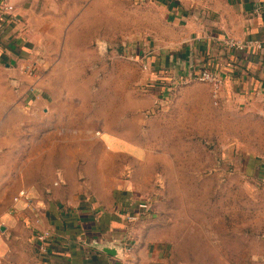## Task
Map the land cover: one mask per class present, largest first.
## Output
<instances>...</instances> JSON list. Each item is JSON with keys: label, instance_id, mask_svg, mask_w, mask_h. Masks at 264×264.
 Here are the masks:
<instances>
[{"label": "rangeland", "instance_id": "1", "mask_svg": "<svg viewBox=\"0 0 264 264\" xmlns=\"http://www.w3.org/2000/svg\"><path fill=\"white\" fill-rule=\"evenodd\" d=\"M34 9L37 73L53 97L44 106L54 114L39 116L43 105L17 98L0 70V214L39 175L32 161L38 149H53L55 166L65 152L81 149L89 162L100 155L107 173L127 168L123 178L155 201L163 200L157 185L163 191L164 183L169 237L183 264H264V115L222 101L206 83L170 78L165 85L148 68L159 38L178 32L167 8L169 26L158 31L160 11L152 0H34ZM18 106L23 112L12 111ZM47 121L55 129L41 136L53 146L29 145L38 122ZM65 123L80 128V138L104 130L129 137L124 128L132 124V156L98 145L65 149Z\"/></svg>", "mask_w": 264, "mask_h": 264}, {"label": "crops", "instance_id": "2", "mask_svg": "<svg viewBox=\"0 0 264 264\" xmlns=\"http://www.w3.org/2000/svg\"><path fill=\"white\" fill-rule=\"evenodd\" d=\"M152 1L160 11L158 31L162 33L169 24L178 31L171 37L159 38L151 48L158 57H151L149 67L158 70L165 85L170 78L186 75L193 69H207L222 80L217 93L222 101L234 100L243 109L263 116L264 0H195L193 4L182 0L180 5L173 2L168 6L166 0ZM10 3L16 21L0 19L3 81L17 98L43 105V109H32L35 113L38 110L39 116L51 118L54 113L44 103L51 102L53 97L37 73L41 65L32 24L34 0ZM163 10L170 16L169 24ZM228 40L256 41L261 48L249 47L238 52L226 46ZM23 110L19 106L12 109L18 113ZM36 126L38 136L28 144L40 147L43 142H50L53 146L52 140L41 136L44 132L45 137L48 132L52 134V122H38ZM68 126L65 123V149L98 145L111 155H124L126 159L132 156V124L124 128L130 131V138L127 132L123 137L117 131L105 130L100 132L101 137L95 133V137L80 138L84 135L80 128ZM101 150L98 154H102ZM38 151L32 161L39 163L34 176L38 172L39 175L17 193L25 192L27 200L14 202L0 214V264H183L175 257L169 237L164 183L163 191L157 185V199L163 196V200L155 201L153 195L123 178L127 168L119 172L113 166L107 173L100 155L89 162L85 151L75 149L71 154L65 152V161L61 158L55 166L54 155L49 154L53 149L46 153ZM164 177L158 175V179ZM124 193L129 198L151 201L152 212L127 222L125 216L133 211L126 208L129 198L123 199ZM45 231L53 234V240L47 252L41 254L34 237ZM106 249L110 253L104 252Z\"/></svg>", "mask_w": 264, "mask_h": 264}, {"label": "built area", "instance_id": "3", "mask_svg": "<svg viewBox=\"0 0 264 264\" xmlns=\"http://www.w3.org/2000/svg\"><path fill=\"white\" fill-rule=\"evenodd\" d=\"M0 19H8L13 22L16 21V16L14 14V8L10 3V0H0ZM226 46L235 51L241 52L249 47H255L260 49L261 46L256 41H247L239 43L233 40H228L225 42ZM144 69H147L146 65H143ZM148 68L149 65H148ZM158 72V71H157ZM174 82L178 84H188L190 82H201L206 83L213 87L215 90H219L222 85V80L213 72L207 69H193L186 75H179L178 77L171 78ZM171 85V84H170ZM172 86V85H171ZM27 196L25 192H20L15 198L14 202L26 201ZM126 208L132 210L133 212L127 213L125 219L127 222H135L139 218L145 217L152 212L151 201L147 199L129 198L126 203ZM53 240V234L51 232L45 231L35 235L34 241L38 247V251L41 254L47 252L48 246ZM127 248V247H126Z\"/></svg>", "mask_w": 264, "mask_h": 264}, {"label": "trees", "instance_id": "4", "mask_svg": "<svg viewBox=\"0 0 264 264\" xmlns=\"http://www.w3.org/2000/svg\"><path fill=\"white\" fill-rule=\"evenodd\" d=\"M124 195V196H123ZM123 199H128L130 196H129V194H127V193H124V194H122V196H121ZM128 201V200H127Z\"/></svg>", "mask_w": 264, "mask_h": 264}, {"label": "water", "instance_id": "5", "mask_svg": "<svg viewBox=\"0 0 264 264\" xmlns=\"http://www.w3.org/2000/svg\"><path fill=\"white\" fill-rule=\"evenodd\" d=\"M104 252H106V253H110L109 251H107V249H106V250H104Z\"/></svg>", "mask_w": 264, "mask_h": 264}]
</instances>
